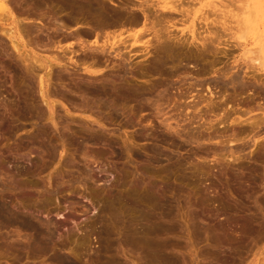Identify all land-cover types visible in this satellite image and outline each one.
I'll use <instances>...</instances> for the list:
<instances>
[{"label": "rangeland", "instance_id": "374dc122", "mask_svg": "<svg viewBox=\"0 0 264 264\" xmlns=\"http://www.w3.org/2000/svg\"><path fill=\"white\" fill-rule=\"evenodd\" d=\"M2 1L8 8L0 10V16L7 11L0 22V203L38 222L61 221L63 226L56 232L57 244L50 243L49 250L34 241L33 232L0 224V264H165L168 259V264H264V122L257 129L246 123L232 124L245 113L248 115L242 120L264 114V76H260L264 74L256 73L259 77L254 81L253 73L246 75L235 68L248 63L252 50L264 47V0H179L185 15H174L170 32L189 40L183 51L186 58L192 56H184L177 65L171 55L166 68L157 65L161 53L154 47L148 50H155L153 55H144V49L138 48L140 52L125 60L113 52L104 58L94 57L96 35L91 33L81 41L66 37L63 24L71 26L73 32L79 26L65 23L68 10L49 8L57 0H38L49 7L41 4L36 11L27 5L30 0ZM108 6L109 11L116 12ZM247 9L254 14L249 18V31L244 29L248 34L238 40L240 35L234 33L238 21L248 18ZM8 12L12 13L10 21ZM20 20L24 26L17 27L13 35L20 48L17 50L5 33ZM28 24L31 31L25 35L22 29ZM117 33V29L105 31L109 36ZM156 40L153 34L144 36V41L156 44ZM152 57L158 61L156 66ZM235 77L238 82L233 81ZM103 85L110 89L96 97L94 90ZM208 89L214 97L210 98ZM212 101L223 102L218 114L211 112L208 104ZM19 166L32 169L31 175L27 169L26 174L17 176ZM134 188L139 197L152 195L151 207L156 210L145 204L137 209L134 205L135 211L126 208L131 202L128 193ZM113 199L119 200L120 214L127 210L124 216L134 219V228L140 227L142 217H152L143 221L146 225L158 223L153 244L162 250V257H156L159 254L154 251L155 256L146 254L153 246L146 245L145 249L137 245L138 238L128 242L127 225L117 224L116 229L109 216L101 213L104 203ZM119 211L115 212L119 215Z\"/></svg>", "mask_w": 264, "mask_h": 264}, {"label": "bare ground", "instance_id": "6f19581e", "mask_svg": "<svg viewBox=\"0 0 264 264\" xmlns=\"http://www.w3.org/2000/svg\"><path fill=\"white\" fill-rule=\"evenodd\" d=\"M29 0H27V2H28ZM40 1V0H39ZM38 0L36 1H34V0H30V2H28L29 4H27V5H29L30 7L29 8H31V9H35V11H36V8H40V6H41V4H42V6H43V4H48V3H40ZM47 1V0H46ZM50 0H48V2H49ZM53 2H55L54 0H52ZM61 1V0H60ZM63 2L61 3V2H59V0H57V2H59V3H61V5H58L57 4V2H55L58 6H56V4L54 5V4H52V6H48L49 8H51V7H56V9H57V7L59 8V11H61V12H64V11H62L63 9L67 12V10H68V12H67V17H66V19L64 20V21H66L65 23H68V24H75V25H77V26H79L77 29H75L74 30V32L72 31V29H70V28H72L70 25V27H68V25H66V24H63V20H62V24H63V26L61 27L62 29L61 30H63V32H65V35H66V37L68 36V37H76L77 39H79L80 41L81 40H83V39H85V40H87V38H89V36L91 35V33H94L95 35H96V37H95V43H93V48H95L94 49V51H95V53L97 54L96 56H94V57H96V58H101V57H103L104 58V56L103 55H112V52L113 53H115V54H117V56L118 57H120V58H122V59H124L125 60V58H127L128 57V55L129 56H131V54H133V53H135V55H136V53H138V52H140V48H143L144 50H142L141 52H146L144 55H149V54H152L153 53V51H155L156 50V52H158V53H161V54H159V55H161V57H160V61H159V63H158V61H156L155 60V58H153L154 59V61L155 62H153L154 64L156 63H158L157 65H159V64H161L162 66H164L165 67V65H167V63L168 62H170V60H171V58H169V56L171 57V55H172V57H173V61L177 64L178 62L177 61H179L180 59H182V58H184V56H185V58H186V53H184V51L183 50H186V46H188V43H189V40L188 41H183V37L180 39V38H178V37H175L174 35H172L171 34V32H170V27H171V25H173V21H175V18H174V15H176V14H184L183 13V11L180 9V7H179V5L178 4H180V2H179V0H162V1H159L158 3L156 2H154V0H137V2L139 3H137V4H130V3H126V2H124L123 4L124 5H120V4H118V3H116L115 2V0H62ZM181 1V0H180ZM225 1V0H224ZM24 2V1H23ZM22 2V3H23ZM42 2H45L44 0L42 1ZM22 3H20V6L22 5ZM25 4L24 5H26V2H24ZM107 3H108V5H111V8L113 7L114 9H116L115 11L116 12H114L113 10V13H111L112 11H109L108 10V5H107ZM246 3V2H245ZM186 4V3H185ZM19 5V4H18ZM23 5V6H24ZM182 5V4H181ZM191 5V4H190ZM224 5V4H223ZM235 5V4H234ZM19 6V7H20ZM22 6V7H23ZM230 6V5H229ZM247 6V8H250L251 9V6H250V4H248V5H246ZM26 7V6H25ZM53 7V8H54ZM223 7V6H222ZM8 7L6 6V3L5 2H3L2 0H0V10H6ZM28 8V7H27ZM47 8V7H46ZM184 8L185 7H183L182 6V9L184 10ZM227 8H228V6H227ZM52 9V8H51ZM188 9V8H187ZM243 9H244V5H243ZM22 10V9H21ZM27 10V9H26ZM30 10V9H29ZM50 10V9H49ZM52 10H54V9H52ZM119 10V11H118ZM242 10V9H241ZM31 11V10H30ZM184 11H186V10H184ZM7 12V11H6ZM6 12L4 13V15L3 16H0V22H1V20H3L2 18H4V16H5V14H6ZM26 12V11H25ZM29 12V11H28ZM27 12V13H28ZM38 12V11H37ZM245 13H249L248 14V18H243V19H240V21H238V24H237V26H238V29H237V31H236V33H234L235 35H240L239 37H236V39H238V40H241V39H244V37H245V35L246 34H248V32L247 33H245L244 32V29H245V31H249V27H248V25H249V18H250V16H253V14L252 15H250L251 14V12H250V10L249 9H247V11L245 10L244 11ZM2 13V12H1ZM54 13V12H53ZM126 13L127 14V16L130 14V16L128 17V18H126V17H124L125 15L124 14ZM12 13L11 12H8V15H7V20L8 21H10V19L9 18H11V17H9L10 15H11ZM39 14H40V12H39ZM39 14H37V15H39ZM55 14V13H54ZM123 14V15H122ZM225 14V13H224ZM227 14V13H226ZM28 16H31L30 15V12H29V14H27ZM37 15H34V16H37ZM53 15V14H52ZM185 15V14H184ZM12 16V15H11ZM26 16V15H25ZM33 16V15H32ZM31 16V17H32ZM55 16V15H54ZM63 16V15H62ZM75 16H77V17H75ZM224 16H226V15H224ZM2 17V18H1ZM9 17V18H8ZM176 17H178V16H176ZM227 17V16H226ZM57 18V17H56ZM59 18V17H58ZM57 18V19H58ZM63 18V17H62ZM60 19V18H59ZM6 20V19H5ZM6 20V21H7ZM56 20V19H55ZM61 20V19H60ZM23 21V20H22ZM22 21L20 20L17 24H16V22H15V24H16V27H14V28H12L11 27V29H9V31H6V36H8L10 39H11V42L13 43V46L15 47V49H17V50H19L20 48H19V46H18V44H16L15 42V38L13 37V35H14V33H17V31H18V29L20 28L21 29V25H23V23H22ZM27 21V20H26ZM59 21V20H58ZM219 21V20H218ZM226 21H228V20H226ZM226 21H224V22H226ZM51 22V21H50ZM61 22V21H60ZM229 22V21H228ZM234 22V21H233ZM235 23V22H234ZM12 24V23H11ZM26 24V23H25ZM36 24V23H35ZM53 24H54V22H53ZM57 24H58V22H57ZM57 24H55V25H57ZM60 24V23H59ZM58 24V25H59ZM141 25V26H138V25ZM176 24V23H175ZM55 25H53V26H55ZM61 25V24H60ZM133 25H135V26H137V27H133ZM231 25V24H230ZM24 26V25H23ZM26 27H24L23 29H22V32L25 34V33H29L31 30V28H30V26H29V24L28 25H25ZM174 26V25H173ZM218 26V25H217ZM17 27H19V28H17ZM35 27V26H34ZM58 28H60L59 26H57ZM76 27V26H75ZM74 27V28H75ZM50 28H51V30H52V25L50 26ZM7 29V28H6ZM44 29V28H43ZM54 29H56L55 27H54ZM108 29H117V30H119L120 31V33H117V34H114V35H106L105 34V31H107ZM172 29V28H171ZM230 30H231V28H229ZM49 30V29H48ZM57 30H59V29H57ZM213 30V29H212ZM221 30V29H220ZM225 30V29H224ZM233 30V29H232ZM38 31V30H37ZM50 31V30H49ZM1 32H2V30H1ZM36 32V31H35ZM38 32H41L40 30L38 31ZM57 32V31H56ZM58 32H60V30L58 31ZM57 32V33H58ZM108 32H111V31H108ZM211 32V31H210ZM213 33H214V31H212ZM20 33V32H19ZM45 33H46V31H45ZM48 33V32H47ZM56 33V34H57ZM115 33H116V31H115ZM147 33H149V34H153V36L155 35L156 36V38H157V42H156V44H153L151 41H144V36L147 34ZM54 34H55V32H54ZM59 34V33H58ZM61 34V33H60ZM93 34V35H94ZM194 34V33H193ZM215 34H217V33H215ZM219 34H221V33H219L218 32V36H219ZM26 35V34H25ZM62 35H64V34H62ZM61 35V36H62ZM213 35V34H212ZM29 36V35H28ZM27 36V37H28ZM55 36V35H54ZM57 36V35H56ZM86 36H88L87 38H86ZM149 36V35H148ZM176 36H177V34H176ZM193 36V35H192ZM27 37H26V39H27ZM30 37H32V36H30ZM58 37H60V35H58ZM65 37V36H64ZM180 37V36H179ZM216 37V36H215ZM29 38V37H28ZM53 38V37H52ZM51 38V39H52ZM69 38V39H70ZM146 38V37H145ZM217 38V37H216ZM222 38V37H221ZM232 38V37H231ZM30 39V38H29ZM57 38H55V40H56ZM68 39V38H67ZM215 39V38H214ZM48 40V39H47ZM54 40V41H55ZM210 40V42H212V40L211 39H209ZM33 41V40H32ZM153 41V40H152ZM207 41H208V39H207ZM214 41V40H213ZM41 42V41H40ZM53 42V41H52ZM227 42H228V40H227ZM18 43V42H17ZM83 43H84V41H83ZM215 43V41L213 42V44ZM28 44V43H27ZM208 44H210V43H208ZM221 45L223 44V42L222 43H220ZM227 43L226 42H224V45L225 46H227L226 45ZM50 45V44H49ZM203 45H204V43H203ZM89 46V45H88ZM212 46V45H211ZM239 46H241V45H239ZM69 47V46H68ZM154 47V49L155 50H153L152 51V53H149L150 52V48H153ZM206 47V46H205ZM139 48V49H138ZM209 48V47H208ZM207 48V49H208ZM213 48V47H212ZM230 49V48H229ZM259 50H257V51H255V50H252V53H253V55H255V56H253V55H251L252 57L250 58L249 57V60L247 61L248 63L247 64H245L246 63V61H245V65L243 66H241V65H237V67H235V68H237V71L239 72V71H241V72H245V74L246 75H249L250 73H253V79H256V77H259V75H256V73H263L264 74V47L263 46H261L260 48H258ZM69 50V49H68ZM83 50H86V47H83ZM139 50V51H138ZM148 50H149V52H148ZM225 50V49H224ZM224 50H222V52L224 53ZM231 50V49H230ZM251 50H250V52H251ZM189 51H190V49H189ZM212 51V50H211ZM217 51H218V49H217ZM220 51V50H219ZM255 51V52H254ZM17 52V51H16ZM84 52V51H83ZM89 52V51H88ZM215 52V51H214ZM226 52V51H225ZM247 52V51H246ZM249 52V51H248ZM68 53V52H67ZM69 53H70V51H69ZM74 53H76V52H74ZM157 53V54H158ZM191 53V52H190ZM189 53V54H190ZM215 53H217V52H215ZM221 53V52H220ZM251 53V54H252ZM91 54L93 55V53L91 52ZM156 54V55H157ZM217 54H219V52L217 53ZM245 54H248V53H245ZM244 54V55H245ZM83 55H85L84 53H83ZM153 55V54H152ZM191 55V54H190ZM97 56H99V57H97ZM101 56V57H100ZM127 56V57H126ZM138 56V55H137ZM158 56V55H157ZM192 56V55H191ZM190 56V57H191ZM198 56V55H197ZM216 56V55H215ZM250 56V55H249ZM89 57V56H88ZM134 56H131V58H133ZM139 57V56H138ZM142 57V56H141ZM190 57L188 58V59H190ZM242 57V56H241ZM56 58V57H55ZM54 58V59H55ZM64 58V57H63ZM184 58V59H185ZM186 58V59H187ZM193 58H194V56H193ZM242 58H244L245 59V57H242ZM241 58V59H242ZM87 59V58H86ZM128 59V58H127ZM247 59V58H246ZM59 60V59H58ZM70 60V59H69ZM101 60V59H100ZM149 60V59H148ZM183 60V59H182ZM243 60V59H242ZM83 61V60H82ZM84 61H86L85 59H84ZM88 61V60H87ZM186 61V60H185ZM188 61V60H187ZM238 61V60H237ZM244 61V60H243ZM127 62H128V60H127ZM130 62H132V61H130ZM151 62V61H150ZM181 62H183V61H181ZM180 61H179V63H181ZM152 63V64H153ZM178 63V64H179ZM37 64H38V61H37ZM42 64V63H41ZM87 64V63H86ZM123 64V63H122ZM128 64V63H127ZM156 64H155V66H156ZM172 64H174V63H172ZM175 64V65H176ZM177 64V65H178ZM188 64V63H187ZM215 64V63H214ZM85 65V64H84ZM124 65H126V63H125V61H124ZM129 65V64H128ZM160 65V66H161ZM151 67L153 66V65H150ZM149 66V67H150ZM159 66V67H160ZM161 66V67H162ZM181 66V65H180ZM40 67V66H39ZM43 67V66H42ZM127 67V66H126ZM150 67V68H151ZM163 67V68H164ZM174 67H176V66H174ZM190 67V66H189ZM87 68H88V66H87ZM157 68V67H156ZM166 68V67H165ZM164 68V69H165ZM168 68V67H167ZM177 68H179V66L177 67ZM149 69V68H148ZM147 69V70H148ZM163 69V70H164ZM181 69V68H180ZM182 69H184L185 70V68H182ZM146 70V71H147ZM150 70V69H149ZM148 70V71H149ZM151 70H154V68H152ZM150 70V71H151ZM156 70H158V69H156ZM161 70V69H160ZM159 70V71H160ZM178 71H181V70H179V69H177ZM188 70V68L186 67V71ZM149 71V72H150ZM162 71V70H161ZM42 72V71H41ZM148 72V73H149ZM157 72V71H156ZM164 72V71H163ZM176 72V71H175ZM238 72H233L234 74H237V76L238 77H240L239 76V74H238ZM94 73H99L98 71L97 72H94ZM200 73V72H199ZM229 73V72H228ZM232 73V74H233ZM240 73V72H239ZM146 74H147V72H146ZM157 74H158V72H157ZM161 74V73H160ZM159 74V75H160ZM180 74V73H179ZM193 74V73H192ZM136 75V74H135ZM134 75V76H135ZM169 75V74H168ZM241 75V74H240ZM128 76V75H127ZM261 77L262 76H264V75H260ZM234 77V76H233ZM252 76H250V78H251ZM236 78L237 77H235V78H233V79H235V80H233V81H237L236 80ZM258 79V78H257ZM257 79L256 80H254V81H257ZM48 80H49V77H48ZM99 80V79H98ZM123 81V80H122ZM232 81V80H231ZM223 82V81H222ZM227 82V81H226ZM238 82V81H237ZM42 83H44V82H42ZM47 83V82H46ZM232 83V82H231ZM113 84H114V82H113ZM128 84H130V83H128ZM121 85V84H120ZM251 85H253V84H251ZM107 86H108V84H107ZM107 86L106 85H103V86H101L102 88H96L95 90H94V95L96 94L97 96L96 97H98V96H100V94L102 95H105L104 93H107V91L110 89H108L107 88ZM114 86V85H113ZM112 86V87H113ZM238 86V85H237ZM118 87H120V86H118ZM233 87V86H232ZM235 87V86H234ZM239 87V86H238ZM121 88H122V85H121ZM124 88V87H123ZM126 88V87H125ZM245 88V87H244ZM246 88H248V87H246ZM115 89V87L113 88V90ZM120 89V88H119ZM119 89H117V90H119ZM112 89H111V91H113ZM122 90V89H121ZM146 90V89H145ZM115 91V90H114ZM113 91V92H114ZM128 91V90H127ZM126 91V92H127ZM131 91H132V89H131ZM144 91V90H143ZM142 91V92H143ZM147 91V90H146ZM153 91V90H152ZM208 91H209V94H210V98H212V97H214V92L213 91H211V90H209L208 89ZM236 91H238L237 89H236ZM93 92V91H92ZM123 92V91H122ZM125 92V91H124ZM136 92V91H135ZM137 92H139V91H137ZM115 93V92H114ZM118 93V92H117ZM140 93H141V90H140ZM149 93V92H148ZM93 94V93H92ZM113 94V93H112ZM119 94V93H118ZM129 95L131 94L130 92L128 93ZM133 94V93H132ZM137 94L138 93H136V95H134L135 97L137 96ZM208 94V93H207ZM108 95H110V94H108ZM114 95V94H113ZM119 95H121V94H119ZM126 96V93H124L123 94V96ZM184 95V94H183ZM107 96V95H106ZM123 96H121V97H123ZM125 96L123 97V98H125ZM139 96H141V95H139ZM154 96V95H153ZM180 96V95H179ZM191 96V95H190ZM95 97V96H94ZM109 97V96H108ZM116 97V96H115ZM127 97V96H126ZM135 97H133V99L135 100L136 98ZM144 97V96H143ZM186 97V96H185ZM188 97V96H187ZM186 97V98H187ZM221 97H223V96H221ZM103 98V97H102ZM113 98H114V96H113ZM128 98H129V96H128ZM130 98H132L131 97V95H130ZM168 98V97H167ZM192 98V97H191ZM116 100H117V97L115 98ZM127 99V98H126ZM162 99V98H161ZM216 99V98H215ZM120 100H123V99H120ZM125 100V99H124ZM149 100V99H148ZM155 100V99H154ZM179 100H180V98H179ZM225 100V99H224ZM144 101V100H143ZM149 101H151V100H149ZM207 101V100H206ZM99 102V101H98ZM120 102V101H119ZM47 103V102H46ZM101 103V102H100ZM158 103V102H157ZM210 103V102H209ZM223 103V102H222ZM221 102L220 103H218L217 104V102L216 103H213V101L211 102V104H208L209 105V107H211L210 109H212L211 110V112L212 111H217V114H218V112L222 109V106H224V105H221L222 104ZM225 103V102H224ZM253 103V102H252ZM34 104V103H33ZM227 103H225V105H226ZM230 104V103H229ZM233 104V103H232ZM113 105V104H112ZM140 105V104H139ZM143 105H145V104H143ZM104 106V105H103ZM207 106V105H206ZM140 107H142V106H140ZM208 107V106H207ZM208 107V108H209ZM54 108V107H53ZM108 108V107H107ZM226 108V107H225ZM151 109H152V107H151ZM154 109V108H153ZM147 110V109H146ZM235 110V109H234ZM263 110V109H262ZM142 111V110H141ZM198 111V110H197ZM207 111V110H206ZM209 111V110H208ZM225 111V110H224ZM229 112V111H228ZM227 112V113H228ZM233 112V111H232ZM236 113H237V111H236ZM236 113H235V115H236ZM249 113V112H248ZM225 114V113H224ZM230 114V113H229ZM250 114V113H249ZM233 115V114H232ZM241 115V114H240ZM246 115H248L247 113H245L244 115H242V116H239V118H234L233 120H232V124L233 123H235V124H237V126H242L243 124H248V126L250 125L253 129H257V128H259L260 127V125H261V123L262 122H264V114L261 116V118L260 117H258V116H256V117H248V118H246V119H244V120H242L243 119V116H246ZM238 116V115H237ZM258 117V118H257ZM225 119H226V116H225V118H224V121H225ZM228 119H231V116H230V118L227 116V120ZM222 120V119H221ZM226 120V121H227ZM219 123H221V124H223L224 122H223V120H222V122H219ZM226 123H228V122H226ZM165 124V123H164ZM212 124V123H211ZM210 124V125H211ZM163 125V124H162ZM166 125V124H165ZM209 125V126H210ZM229 125V124H228ZM262 125H264V124H262ZM247 126V125H246ZM259 126V127H258ZM167 127V126H166ZM211 127V126H210ZM244 127V126H243ZM255 127H257V128H255ZM209 128V127H208ZM228 128V127H227ZM230 128V127H229ZM228 128V129H229ZM237 128V127H236ZM166 129V128H165ZM171 129V128H170ZM169 129V130H170ZM219 129V128H218ZM218 129H217V131H218ZM222 129V128H221ZM226 129V128H225ZM235 129V128H234ZM238 129V128H237ZM240 129V128H239ZM242 129V128H241ZM243 130V129H242ZM244 130H245V127H244ZM214 131H216V130H214ZM216 131V133H218ZM222 131H224L223 129L221 130V132ZM226 131V130H225ZM229 131V130H228ZM237 131V130H236ZM239 131V130H238ZM238 131H237V133H238ZM247 132V131H246ZM250 132V131H249ZM251 132H252V130H251ZM254 132V131H253ZM252 132V133H253ZM211 133V132H210ZM213 133V132H212ZM211 133V134H212ZM215 133V134H216ZM211 134H208V135H211ZM219 134V133H218ZM217 134V135H218ZM241 134V133H240ZM243 134H245L244 132H243ZM214 136V135H213ZM236 136V135H235ZM212 137V136H211ZM210 137V138H211ZM219 137V136H218ZM98 139V138H97ZM237 139V138H236ZM239 139V138H238ZM237 139V140H238ZM98 140H100V139H98ZM96 141V140H95ZM94 141V142H95ZM229 143V142H228ZM262 144V143H261ZM65 145V144H64ZM264 145V144H263ZM259 146H260V144H259ZM47 150V149H46ZM100 151V150H99ZM48 152V151H47ZM89 153V152H88ZM86 154V153H85ZM93 154V153H92ZM98 154V153H97ZM101 155V154H100ZM96 156V155H95ZM40 157V156H39ZM101 157V156H100ZM38 158V157H37ZM41 158H43V157H41ZM40 161V160H39ZM41 163V162H40ZM40 163H39V165H40ZM34 164V167H36V163H33ZM1 165V164H0ZM3 166V165H2ZM3 168V167H2ZM37 168H38V166H37ZM17 169V173H16V175L17 176H20L21 174H24L25 172L27 173V169L26 168H24V167H21V166H19V167H17L16 168ZM147 169V168H146ZM32 169H28V173L27 174H29L30 172L29 171H31ZM145 170V169H144ZM146 172H148V171H146ZM25 173V174H26ZM90 173V172H89ZM33 174V173H32ZM145 174H147V173H145L144 172V174L143 175H145ZM30 175H31V173H30ZM94 175V174H93ZM148 175H151V174H149L148 173ZM96 177V176H95ZM146 177V176H145ZM92 179H93V177H92ZM101 180V179H100ZM15 181V180H14ZM17 181V183L18 184H20L21 185V182H22V180H20L19 178L16 180ZM101 182V181H100ZM13 184V183H12ZM16 184V183H15ZM22 184H23V182H22ZM25 184H28V183H25ZM31 184V183H30ZM58 184V183H57ZM17 185V184H16ZM15 185V186H16ZM33 185V184H32ZM14 186V185H13ZM22 186V185H21ZM20 186V187H21ZM29 186H31V185H28V187ZM41 186V185H40ZM16 187H19V185L18 186H16ZM26 187V186H25ZM137 187V186H136ZM14 189H15V187H13ZM33 188V187H32ZM58 188V187H57ZM150 188H152V187H150ZM154 188V187H153ZM64 189V188H63ZM135 189L136 188H134V189H132L131 190V194L130 193H128L129 194V196H130V198L129 199H131V202L130 203H128V206L126 207V208H133L134 207V205H135V207L134 208H140V206L142 205H146L147 207L150 205V207H151V205H152V203L154 204V202H150V201H152L153 200V198H152V200H150V198L149 197H153L152 195L150 196L149 194V196L148 195H145L144 193H142L141 195H143L144 194V196H137L136 194H135V192L137 191V189H136V191H135ZM146 189H148V188H146ZM3 190V189H2ZM17 190V189H16ZM25 190V189H24ZM139 190V189H138ZM149 190V189H148ZM58 191V190H57ZM66 191V190H65ZM94 190H92V192H93ZM96 191V190H95ZM94 191V192H95ZM130 191V190H129ZM142 191H144V190H142ZM147 191V190H146ZM138 192V191H137ZM149 192V191H148ZM153 192V191H152ZM59 193V192H58ZM61 193V192H60ZM97 194L96 195H98V193L99 192H96ZM140 193H141V191H140ZM48 195V194H47ZM46 195V196H47ZM22 196V195H21ZM91 197H92V199H94L95 198V194H93L92 193V195H91ZM115 197V196H114ZM162 197V196H161ZM44 198V197H43ZM49 198V197H48ZM128 198H127V200H128ZM20 199V198H19ZM115 199V198H114ZM112 200V202H110V203H104V204H106L104 207H102L103 209H102V214H104V215H108L109 216V219L111 220V222H112V224L113 225H120V224H122V223H124V225L126 224L127 225V241L128 242H132L133 240L132 239H134V238H138L137 239V241L139 242V243H137L136 242V244L137 245H140V246H146V245H149L150 246V248H151V246H153V248H151L150 250H149V247H148V251H147V253L146 254H149L150 255V253L149 252H156L157 254H161L160 256L159 255H156L155 253H152V254H154V256L156 255V257H162V250L161 251H159L156 247H157V245H155V244H153V242L155 241L154 240V234H156V233H158V227H157V225H158V223L156 224V226H151V225H146L143 221L144 220H147V218L148 219H151L150 217H148L147 215H148V213L147 214H145V216H147L146 218H144V217H142L143 219L141 220V222H143L145 225H141V222L139 223V226L140 227H136V228H134V226L136 225V223H134V219H132L131 217H125L124 215L126 214V212H127V210H126V212H124L125 214H120V213H122V212H120L119 211V209H118V207H117V205H118V201L119 200ZM118 199V198H117ZM155 199V198H154ZM2 200V199H1ZM48 200V199H47ZM46 200V201H47ZM49 200H51L50 198H49ZM109 200V199H108ZM126 200V201H127ZM164 200V199H163ZM162 200V201H163ZM4 201V200H3ZM110 201V200H109ZM126 201L124 202L125 204H126ZM105 202V201H104ZM121 202H122V200H121ZM129 202V201H128ZM156 202V201H155ZM74 203V202H73ZM167 203V202H166ZM8 204H10V203H8ZM42 204L44 205V203L42 202ZM121 204V203H120ZM123 204V203H122ZM168 205V204H167ZM46 206V205H45ZM119 206H121V205H119ZM145 207V206H144ZM152 207H154V206H152ZM151 207V208H152ZM157 207V206H156ZM18 208V207H17ZM41 208H43V206H41ZM120 208V207H119ZM133 208V209H134ZM159 208V207H158ZM46 209V208H45ZM121 209V208H120ZM132 209V210H133ZM150 209V208H149ZM153 210H156V209H154V208H152ZM39 210V209H38ZM42 210V209H41ZM119 211V215H118V213H116L115 211ZM130 210V209H129ZM159 210H160V208H159ZM158 210V211H159ZM133 211H135V209L133 210ZM146 211V210H145ZM61 212V211H60ZM132 211H128V213H131ZM136 213V212H135ZM143 213V212H142ZM141 213V214H142ZM30 214V213H29ZM74 215V214H73ZM118 215V216H117ZM128 215V214H127ZM126 215V216H127ZM131 215V214H130ZM143 215V214H142ZM135 216V215H134ZM153 216V215H152ZM68 217H73V216H71L70 214L68 215ZM102 217V216H101ZM140 217V216H139ZM138 217V218H139ZM126 218H127V220H126ZM164 218V217H163ZM104 219V218H103ZM38 220V219H37ZM105 220V219H104ZM138 220H140V219H138ZM52 222V221H51ZM139 222V221H138ZM47 224H45V223H42V222H38V221H36L35 219H34V217L32 218V216L31 215H28V214H25L24 212H22V211H19V210H15V209H11V207H9V206H7L6 204H4V203H0V224H2V225H4L3 227H5V226H12V225H14V226H18V227H21V228H23V230H29L30 232H33L34 233V237H36V239H34V241H37V242H35V243H37V244H42L43 246H44V248L45 249H49V245H51L50 243H54V240H55V237H56V232H58L60 229H61V227L63 226V222H61V221H55V222H53V223H49L48 224V222H46ZM147 223V222H146ZM154 223V222H153ZM118 225H117V228L116 229H118ZM138 225V224H137ZM161 225V224H160ZM163 226V225H162ZM111 227H113V226H111ZM110 227V228H111ZM125 227V226H124ZM165 227V226H164ZM91 228V227H90ZM137 228H139V229H137ZM162 228V227H161ZM6 229V228H5ZM4 229V230H5ZM11 229V228H10ZM114 229V228H113ZM13 230V229H12ZM112 230V229H111ZM126 230V228L123 230V231H125ZM162 230V229H161ZM1 231V230H0ZM101 232V231H100ZM18 233V232H17ZM16 233V234H17ZM33 233H32V237H33ZM104 233V232H103ZM112 233V232H111ZM106 234V233H105ZM161 234V233H160ZM159 234V235H160ZM110 235V234H109ZM124 235V234H123ZM157 235V234H156ZM216 235V234H215ZM72 236V235H71ZM213 236V235H212ZM73 237V236H72ZM72 237H70V240H71V238ZM156 237V236H155ZM4 238V237H3ZM87 239V238H86ZM218 239V238H217ZM30 240V239H29ZM28 240V241H29ZM73 240V239H72ZM222 240V239H221ZM19 241V240H18ZM31 241H32V239H31ZM79 241V240H78ZM27 242V241H26ZM70 242V241H69ZM83 242V241H82ZM135 242V241H134ZM14 243V242H13ZM17 243V242H16ZM25 243V242H24ZM23 243V244H24ZM53 243H52V245H53ZM59 243V242H58ZM67 243V242H66ZM72 243V242H71ZM222 243V242H221ZM12 244V243H11ZM15 244V243H14ZM26 244H30V242L28 243H26ZM31 244H32V242H31ZM54 244H57V242H55ZM64 244H65V242H64ZM77 244H79L78 242H77ZM128 244V243H127ZM136 244H134V246L136 245ZM161 243H159L158 244V246L160 245ZM165 244V243H164ZM163 244V245H164ZM218 244V243H217ZM25 245V244H24ZM23 245V246H24ZM68 245V244H67ZM67 245H65V246H67ZM132 245H133V243H132ZM5 246V245H4ZM31 246H33V245H31ZM34 246H35V244H34ZM39 247H41V245H38ZM65 246H64V248H65ZM80 246H82V245H80ZM79 246V247H80ZM84 246V245H83ZM139 246V247H140ZM155 246V247H154ZM27 247V246H26ZM48 247V248H47ZM61 247V246H60ZM72 247V246H71ZM162 247H164V246H162ZM161 247V248H162ZM19 248V247H18ZM21 248H23V247H21ZM28 248V247H27ZM43 247H42V249H44ZM78 248V247H77ZM83 248V247H82ZM141 248V247H140ZM17 249V248H16ZM45 249H44V251H45ZM73 249H75L74 247H73ZM143 249V248H142ZM145 249H147V246H146V248ZM144 249V250H145ZM155 249V250H154ZM31 250V249H30ZM40 250V249H39ZM50 250V249H49ZM47 251V250H46ZM63 251V250H62ZM61 251V252H62ZM81 251V250H80ZM159 251V252H158ZM23 252H24V250H23ZM22 252V253H23ZM78 252H79V250H78ZM78 252H76L77 254H78ZM143 252H146V251H143ZM18 253V252H17ZM43 253V252H42ZM45 253V252H44ZM75 253V252H74ZM61 254V253H60ZM85 254V253H84ZM164 254V253H163ZM20 255V254H19ZM145 255V254H144ZM148 255V256H149ZM29 256H30V254H29ZM67 256V255H66ZM151 256V255H150ZM153 256V255H152ZM153 256V257H154ZM164 256V255H163ZM171 256V255H170ZM42 257V256H41ZM58 257V256H57ZM59 257H64V256H59ZM76 257V256H75ZM166 257H167V255H166ZM158 258V259H159ZM171 258V257H170ZM154 259L155 258H153L152 260L154 261ZM157 259V258H156ZM161 260V259H160ZM165 260V259H164ZM164 260H163V262H164ZM168 260H170V259H168ZM167 260V263H165V264H168V261ZM220 260V259H219ZM153 261L151 262L150 261V259H149V263L151 262V263H153ZM67 262V261H66ZM174 262V261H173ZM62 263V262H61ZM154 263H155V261H154ZM153 263V264H154ZM157 263H159V262H157ZM162 263V262H161ZM65 264H73V263H65ZM163 264V263H162ZM174 264V263H173Z\"/></svg>", "mask_w": 264, "mask_h": 264}]
</instances>
